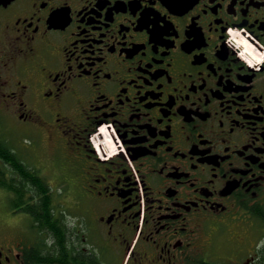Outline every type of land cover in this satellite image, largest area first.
<instances>
[{"label":"flooded vegetation","instance_id":"1","mask_svg":"<svg viewBox=\"0 0 264 264\" xmlns=\"http://www.w3.org/2000/svg\"><path fill=\"white\" fill-rule=\"evenodd\" d=\"M0 144L64 155L80 215L9 234L0 155V264H212L264 208V0H0Z\"/></svg>","mask_w":264,"mask_h":264},{"label":"rangeland","instance_id":"2","mask_svg":"<svg viewBox=\"0 0 264 264\" xmlns=\"http://www.w3.org/2000/svg\"><path fill=\"white\" fill-rule=\"evenodd\" d=\"M238 38L240 37L239 36L235 37L234 40L237 41ZM238 42L241 44L242 40L241 41L238 40ZM244 44L247 45L246 43ZM241 56L247 59V61L250 64L258 62L261 58V54H256L254 58H249V59L246 53L244 54L242 53ZM103 132H105L106 134H103L102 139L98 138L97 136L93 138L94 145L97 147L98 150L101 149L102 144H104L106 148H110L108 151H106L108 153H106L105 155L116 154L117 150L115 148L116 147L115 141L113 142V139L110 136V133L107 134L106 129H104ZM17 137H18L17 133L11 134V138H12L11 142L13 144H18ZM36 150L38 151L41 157V163L44 164L45 166L44 165L42 166L43 170L41 172H37V173L35 172L36 173L35 177L38 176L37 179L39 180H43L42 178L44 177V179L52 182V187L50 190L54 194L55 202L57 204L56 205L57 211L59 213H64L63 218L65 219L67 223L72 222L78 225L80 221L79 219L80 215L79 213L76 212V209L74 208L73 203H72V201L76 199L73 198V196L70 194L71 193L70 191H67V188H68L67 177H66L67 169H66V160H65L64 155L58 154L55 159L54 158L47 159L45 158V157H48L47 155H45L46 148L41 146L40 148L39 147L36 148ZM20 151L22 153V150ZM25 156L27 158L31 157L29 149L25 150ZM70 170L71 169H68V171ZM29 184H31V182H29ZM27 203L28 201L25 202L23 206L26 207ZM24 207L23 208L12 207V210L15 209L16 212L20 211V213L18 212L19 214H21V212L25 213V214L24 213L21 214L22 219L16 218L13 216H8V218L6 217V222H5L6 224H4V226L6 227H4V230H6L9 234H12V231H14L16 227L19 228V229L17 228L18 230H26L28 225L29 226L31 225L32 218L31 216H27V214L29 213L25 210ZM8 209H9L8 211H11L10 206L8 207ZM57 211L56 212L53 211L55 216H57ZM254 220H255V223H258L259 227H256L257 225L254 224V227L249 228L248 233H246L245 230L242 228V226L238 224L233 225L231 230L230 228H228L226 232H223L222 234H219V233L223 229L220 232H218L217 233L218 235L216 236V238L214 237L212 239V245H213L212 246V262H214L215 264H245V263L247 264V263H250L251 262L250 260L253 259L251 256L256 255L255 253H253L254 249L257 251L259 250L260 252L261 247L264 246V223L263 221L257 218H254ZM244 235H247L246 242L247 241L249 242V244L247 243V247L250 248V246H254L253 248H251L253 249L252 253L247 252V249L242 245V243L236 244L233 242V241L238 240V239H233L234 237H237L240 239L242 236L245 237ZM247 259H249V261H247ZM256 264H259V262H257Z\"/></svg>","mask_w":264,"mask_h":264},{"label":"trees","instance_id":"3","mask_svg":"<svg viewBox=\"0 0 264 264\" xmlns=\"http://www.w3.org/2000/svg\"><path fill=\"white\" fill-rule=\"evenodd\" d=\"M0 155H3L9 160L14 168L17 169L19 175L23 177V184H17L16 179L9 183L8 187L14 192V197L10 199L11 206L16 207L23 205L28 201L25 210L31 216L32 227H37L38 231L43 230L44 227L49 228L50 231H67V223L63 221L62 217L55 216L53 203L54 194L50 191L48 181L37 179L35 174L37 171H33L28 166L22 164L18 159L16 153H12V149L0 144ZM36 172V173H35ZM31 182V184H29ZM255 218L263 221L264 223V208L255 209ZM62 225V227H61ZM261 254L259 259L260 264H264V247L260 250ZM212 264H215L212 262Z\"/></svg>","mask_w":264,"mask_h":264},{"label":"bare ground","instance_id":"4","mask_svg":"<svg viewBox=\"0 0 264 264\" xmlns=\"http://www.w3.org/2000/svg\"><path fill=\"white\" fill-rule=\"evenodd\" d=\"M236 37H238V35L236 36ZM235 38V37H234ZM110 147V146H109ZM103 149H106L105 147H103Z\"/></svg>","mask_w":264,"mask_h":264}]
</instances>
